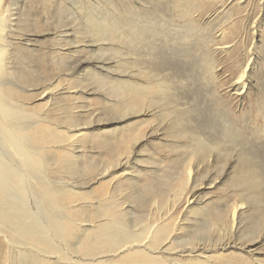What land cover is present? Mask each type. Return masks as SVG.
I'll return each mask as SVG.
<instances>
[{"label": "rangeland", "instance_id": "rangeland-1", "mask_svg": "<svg viewBox=\"0 0 264 264\" xmlns=\"http://www.w3.org/2000/svg\"><path fill=\"white\" fill-rule=\"evenodd\" d=\"M156 1L0 0L1 12L10 10L14 28L25 35L16 36L22 47L15 52V62L10 61L11 71L23 80L17 75L10 78L18 93H9L24 108L26 119L41 121L38 128L48 135L47 142H55L61 132L84 135L75 147L73 162L61 157L63 150L54 148L45 170L54 189L79 193L67 205L90 206L92 214L99 203L111 206L117 200L115 205L122 204L133 231L144 224L161 225L170 212L169 234L179 251L186 241L203 240L213 247L215 264H264V198L261 202L241 187L243 167L238 162L245 152L252 171L264 179V0H191L199 9L198 31L212 39L208 49L199 51L194 45H184L185 40L177 45L179 38L169 34L168 38L157 36L150 46L139 44L141 51H135V57L145 62V70L172 86L174 105L185 112L188 130L210 145L225 141L228 131L239 138L238 148L222 149L227 158L211 153L204 161L189 155L188 141L176 138L172 121L164 118L161 109L144 103L141 108H129L128 99L118 96L117 82L145 80L137 74L139 69L124 65L123 58L128 63L131 56L122 58L120 44L98 42L112 32L109 26L98 30L100 23L113 25L117 16L127 17L130 10L148 21ZM159 1L164 27L176 34L186 20L166 0ZM58 54L64 56L59 62ZM205 55L214 62L213 74L204 73L200 57ZM245 70L247 85L237 91L238 78ZM256 132L263 135L258 143L254 142ZM187 166L194 176L184 196L178 198ZM18 193L35 207L32 191ZM188 193L195 200L189 210L185 208ZM236 204L244 208L232 230L228 218ZM219 216L225 220L214 221ZM57 244L72 251L63 242ZM6 252L0 253V264L7 263Z\"/></svg>", "mask_w": 264, "mask_h": 264}, {"label": "bare ground", "instance_id": "bare-ground-1", "mask_svg": "<svg viewBox=\"0 0 264 264\" xmlns=\"http://www.w3.org/2000/svg\"><path fill=\"white\" fill-rule=\"evenodd\" d=\"M166 4L174 8L173 11L182 20H186L182 30H178L176 34L164 27L163 17L159 13L163 5L158 0L155 12L147 17L148 21L141 20L142 17L137 12L130 10L126 11L127 17L117 16L113 25H106L105 22L98 25L97 29L100 31L102 28H105L106 31L108 26L112 29V32L106 34L107 36L98 42L111 40L117 45L120 44L119 49L124 50L122 58L125 55L131 56L128 63L123 58L124 65H132L139 69L137 74L145 80L138 82L130 79L131 81L117 82L118 96L128 99L129 108L138 109L144 104H148V106L161 109L164 112V118L172 121L171 125L175 128L176 138H185L188 141L186 144H188L189 155L192 158L198 157L204 161L210 157L211 153H217V155L227 158L228 155L222 153V149L227 147L234 149L239 146V138H236L234 132L228 131L225 134V141H216L210 145L208 141L206 143L197 134L188 130L185 112L174 105L172 86L163 83L161 79L159 80L158 75L153 71L145 70L143 68L145 62L135 57V51L139 44L150 46L149 42L157 39V36L168 38L169 34L179 38L177 45L185 40L184 45H194L199 51H205L211 45L210 36L206 33L200 34L202 32L198 31L195 18L199 9L192 4L191 0H166ZM8 13L10 14V10L4 14L0 9V143L4 140L3 147L0 148V253L6 249V264H215V259L211 255L213 247L211 248L203 240L197 243V240L194 243L192 239L186 241L181 246L183 249L179 251L173 243L175 240L173 234H169L171 224L167 217L171 214L170 212L165 214L162 219L165 221L161 225L155 227L144 224L139 230L133 231L125 219L123 209H121L122 204L116 206L117 200H114L111 206L99 203L97 208H91L94 211L92 214H89L90 210L88 211L90 206L80 207L74 202L67 205L68 199L79 193L54 189L53 184L45 175V170H48L50 150L54 148L63 150L61 157L69 162L74 157L75 147L80 140L82 141L84 135L70 136L61 132L57 134L55 142H47L48 135L43 134L38 128L41 121H33L28 117L26 119V116L23 115L24 108L16 104L18 100L9 93L11 90L18 93L14 89L16 85L9 80L10 78L17 75L21 81L23 80L17 73L14 74L11 71L10 61L15 62L17 59L15 52L19 49L18 47H22V44L17 43L16 36L19 38L25 35L14 28L13 15L8 16ZM165 23L167 24V22ZM65 34L67 33H64V36ZM169 39L171 40V38ZM125 44L127 47H122ZM68 52L70 53L67 55L72 54L71 51ZM117 53L119 54V52ZM148 53L150 52L148 51ZM63 55L58 54L55 59L59 62ZM200 59L202 60L200 61L201 65L205 69L204 73L213 74L214 62L210 56L205 55ZM58 64L56 65L59 66ZM246 79L245 70L238 78L237 91L245 89ZM17 87L24 91V87ZM122 113L124 112L122 111ZM51 136H54L53 133ZM253 136L256 138L254 142L258 143L262 140L263 135L254 133ZM120 138L122 139V137ZM128 147L127 143L125 150H128ZM239 157L238 162L243 167L241 169V174H243L241 187L249 195H255L256 199L263 201L264 179L252 171L251 158L245 152H241ZM66 165L70 166V164ZM184 170L187 179L182 180L178 187L176 195L178 198L184 196L194 176L190 166ZM118 186L121 187V183ZM118 189L119 187L116 190ZM28 190L32 191L34 195L35 207L27 204L22 194L18 193ZM189 193L187 196L185 195L187 210L195 203L194 195ZM63 204L66 207H62ZM243 208L244 204H236L229 215L228 219L232 230L238 224L239 211ZM224 220L225 218L219 216L214 221L223 222ZM177 228L179 229V226ZM260 228L259 226L257 229ZM207 232L201 235L202 238H205ZM58 242H63V245L66 244L72 251L61 248L57 244ZM65 251L68 254L64 256ZM175 252L178 253L174 254ZM175 255L185 261L172 258ZM53 256L58 257L52 259ZM251 264L261 263L256 261Z\"/></svg>", "mask_w": 264, "mask_h": 264}]
</instances>
